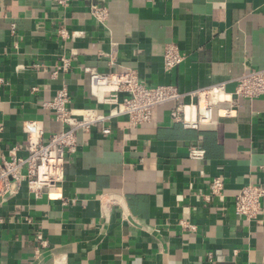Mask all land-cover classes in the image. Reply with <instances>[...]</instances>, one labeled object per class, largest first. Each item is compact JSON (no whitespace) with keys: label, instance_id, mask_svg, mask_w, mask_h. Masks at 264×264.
<instances>
[{"label":"crops","instance_id":"crops-1","mask_svg":"<svg viewBox=\"0 0 264 264\" xmlns=\"http://www.w3.org/2000/svg\"><path fill=\"white\" fill-rule=\"evenodd\" d=\"M92 6L106 9L104 25ZM62 27L80 34L62 39ZM171 43L184 60L167 72ZM61 57L70 70L53 75ZM262 68L264 0H68L65 8L0 0V162L13 148L26 155L24 121L42 123L45 138L63 129L45 106L63 86L69 109L107 110L90 95L86 70L132 71L182 93L224 83L233 93L238 77ZM233 102L219 105L231 116L215 112L197 130L172 123L164 104L148 124L119 117L109 136L78 132L60 187L35 197L23 185L0 200V264H264V200L255 221L234 211L243 187L264 186V96ZM192 148L204 150L202 161L189 157ZM216 177L220 197L209 191Z\"/></svg>","mask_w":264,"mask_h":264},{"label":"built area","instance_id":"built-area-1","mask_svg":"<svg viewBox=\"0 0 264 264\" xmlns=\"http://www.w3.org/2000/svg\"><path fill=\"white\" fill-rule=\"evenodd\" d=\"M152 3L155 0H144ZM60 7H67L68 0H55ZM90 14L99 25H104L108 14L106 9L98 6L90 7ZM15 25H11L14 33ZM80 33L68 32L59 28L57 35L62 39H71ZM184 60L175 44L165 47L163 54L164 70L169 72ZM35 69L45 72L43 64L34 65ZM71 60L61 57L55 67L53 75L59 71L68 72ZM89 91L97 104L107 107L106 111L93 108L71 110L68 108L70 96L68 89L63 86L53 99L45 106L51 110L54 119L63 125V129L44 137V128L38 121H24L22 132L25 134L24 150L26 155H15L16 148L9 153V159L0 162V200L19 193L23 185L35 197H40L45 191L57 189L65 178V159L77 151V133H88L92 129H99L103 135L109 136L111 129L107 123L112 119L126 118L129 126L136 127L151 122L153 111L164 104H171L169 119L172 123L180 124L185 129L197 130L201 125L212 122L215 112L222 117H229L234 112L231 109H221L220 104L233 105V97L256 99L264 96V68L248 71L236 79L233 93L225 90V84L220 83L208 88L197 89L187 93L180 92L173 85L151 86L139 81L132 71L124 73L88 72ZM0 83L2 79L0 78ZM190 102L186 103L185 100ZM205 152L200 148H192L189 157L202 161ZM223 181L216 177L210 181V195L220 197ZM264 200V186L247 185L234 197V211L237 217L248 222L255 221L261 211ZM105 204H112L111 200H104ZM103 202V203H104ZM27 222H30L27 219ZM180 225L191 231L195 227L182 221ZM40 248L47 243L41 235L37 236Z\"/></svg>","mask_w":264,"mask_h":264}]
</instances>
